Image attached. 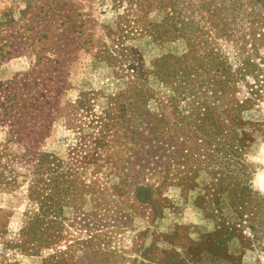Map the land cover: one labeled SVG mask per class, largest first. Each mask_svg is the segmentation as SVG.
Instances as JSON below:
<instances>
[{
	"label": "rangeland",
	"instance_id": "rangeland-1",
	"mask_svg": "<svg viewBox=\"0 0 264 264\" xmlns=\"http://www.w3.org/2000/svg\"><path fill=\"white\" fill-rule=\"evenodd\" d=\"M241 1L242 12L264 13ZM197 6L183 0L176 11L188 18ZM165 8L148 20L173 14ZM146 9L129 0H0V82L26 78L41 106L22 131L0 110V264H227L208 247L219 218L206 198L213 177L206 162L190 175L194 160L180 159L190 81L180 87L155 73L191 65L189 43L144 35ZM67 15L76 31L61 25ZM217 44L231 51L225 39ZM247 119L258 123L250 184L264 198V103ZM142 187L151 203L137 200ZM235 264H264V251Z\"/></svg>",
	"mask_w": 264,
	"mask_h": 264
},
{
	"label": "trees",
	"instance_id": "trees-1",
	"mask_svg": "<svg viewBox=\"0 0 264 264\" xmlns=\"http://www.w3.org/2000/svg\"><path fill=\"white\" fill-rule=\"evenodd\" d=\"M129 1H137L138 6L147 4L148 10L143 11L144 22L147 19L144 35L159 42L185 39L189 43L191 65L184 63L186 59L178 60L173 68L163 65L155 73L159 78L181 80L180 87L190 81L193 101L187 122L189 132L180 143L186 154L180 159L190 156L194 160L190 175H197L206 162L205 171L213 177L206 198L217 205L218 215L214 214L219 218L208 235L211 255L235 264L247 252L264 251V198L250 184L253 172L247 163L258 132V123L248 120L247 114L264 103V13L242 12L241 0H189L198 3L199 9L185 18L176 11L183 0ZM255 4L264 9V0H252L249 5ZM166 5L173 7L172 15L168 12L160 22L148 20L151 9L165 11ZM65 17L61 25L70 22L76 31L74 16ZM3 25L0 23V33ZM219 39H225L231 51L222 50L217 44ZM31 74L37 82L38 73ZM29 91L26 78L18 84L0 82V110L9 120L14 119L20 131L21 127L25 129L32 110L41 108L35 104L36 95ZM40 98L47 103L46 95ZM174 163L168 164L166 182L174 178H169ZM136 197L139 202L151 203V189L137 188ZM55 264L64 263L62 260Z\"/></svg>",
	"mask_w": 264,
	"mask_h": 264
}]
</instances>
